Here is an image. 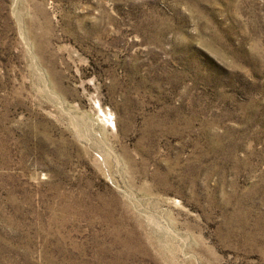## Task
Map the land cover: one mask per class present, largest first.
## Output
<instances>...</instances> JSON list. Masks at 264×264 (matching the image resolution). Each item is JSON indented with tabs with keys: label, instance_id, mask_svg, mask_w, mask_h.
I'll use <instances>...</instances> for the list:
<instances>
[{
	"label": "rangeland",
	"instance_id": "obj_1",
	"mask_svg": "<svg viewBox=\"0 0 264 264\" xmlns=\"http://www.w3.org/2000/svg\"><path fill=\"white\" fill-rule=\"evenodd\" d=\"M0 264H264V0H0Z\"/></svg>",
	"mask_w": 264,
	"mask_h": 264
}]
</instances>
